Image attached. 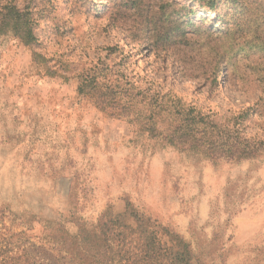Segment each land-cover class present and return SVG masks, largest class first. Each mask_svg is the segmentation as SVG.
Masks as SVG:
<instances>
[{"label": "rangeland", "instance_id": "1", "mask_svg": "<svg viewBox=\"0 0 264 264\" xmlns=\"http://www.w3.org/2000/svg\"><path fill=\"white\" fill-rule=\"evenodd\" d=\"M7 2L30 6L36 42L0 36V248L30 253L49 222L75 233L71 215L130 203L195 264H264V154L215 161L143 130L193 109L221 135L264 99V0L224 24L190 0ZM241 124L264 139V114Z\"/></svg>", "mask_w": 264, "mask_h": 264}, {"label": "trees", "instance_id": "2", "mask_svg": "<svg viewBox=\"0 0 264 264\" xmlns=\"http://www.w3.org/2000/svg\"><path fill=\"white\" fill-rule=\"evenodd\" d=\"M190 1L207 12H219L215 20L223 22L230 11L243 7L244 0ZM29 8L20 9L12 2L0 4V36L10 35L24 45L36 42L35 21ZM84 89L85 86H78V93L82 94ZM96 104L104 109L107 102L101 100ZM192 111L156 120L148 118L143 130L179 152L215 161L251 160L264 154V139L257 140L240 132L241 120L247 114H264V99L241 111L221 135L210 130L214 124ZM125 214L130 221L125 219ZM69 222L76 227L75 233H70L61 222L46 224L39 239L44 244L32 248L30 253L22 249L14 256V244L11 248L1 247L0 264H195L188 243L155 220L138 214L130 203H126L124 215L105 212L91 225L71 215ZM15 236L21 237V233Z\"/></svg>", "mask_w": 264, "mask_h": 264}]
</instances>
